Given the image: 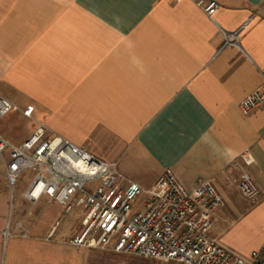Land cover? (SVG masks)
I'll use <instances>...</instances> for the list:
<instances>
[{"label":"crops","instance_id":"1","mask_svg":"<svg viewBox=\"0 0 264 264\" xmlns=\"http://www.w3.org/2000/svg\"><path fill=\"white\" fill-rule=\"evenodd\" d=\"M208 1L211 16L193 0H0V96L17 107L1 117L24 131L0 136L18 145L41 122L144 190L167 170L185 189L212 179L236 213L244 170L264 203V105L239 108L264 77V0ZM7 185L2 162L0 264L127 255L67 243L80 223L40 221L42 196L10 226Z\"/></svg>","mask_w":264,"mask_h":264},{"label":"built area","instance_id":"2","mask_svg":"<svg viewBox=\"0 0 264 264\" xmlns=\"http://www.w3.org/2000/svg\"><path fill=\"white\" fill-rule=\"evenodd\" d=\"M193 1L208 16L217 7L214 1ZM237 34L231 33L229 42L236 43ZM261 105L264 77L239 108L248 113ZM16 109L0 96V116ZM0 157L11 189L21 171H33L23 192L26 201L47 196L62 204L65 213L80 210V228L65 240L77 249L111 250L182 264H264V241L243 258L211 237L213 212L223 205L212 179L197 177L194 186L185 189L167 170L144 190L134 181H125L115 162L97 159L82 146L50 133L41 122L18 145L0 136ZM237 187L246 198L258 195L244 170Z\"/></svg>","mask_w":264,"mask_h":264},{"label":"rangeland","instance_id":"3","mask_svg":"<svg viewBox=\"0 0 264 264\" xmlns=\"http://www.w3.org/2000/svg\"><path fill=\"white\" fill-rule=\"evenodd\" d=\"M6 118L7 116H0V132H10V135L20 136L24 132L23 129L9 123ZM35 126L36 123L34 122V128ZM0 168H2L1 160ZM33 175L31 169H24L18 175L12 189L7 185L10 226H12L16 214L28 206V202L23 198V192L31 182ZM231 199L237 213L227 203L221 206L215 212L217 217L212 220L211 232L226 242L233 253L247 257L249 252L259 247L261 241L264 240V203L259 201L258 196L251 199L242 196L238 189L232 190ZM138 200L140 199L138 198ZM37 207H40L43 212L40 221H43L45 217L52 219V223L57 220L59 231L80 223V210L73 209L70 213H65L62 204L49 200L47 196L40 198ZM57 233L58 231L56 235ZM119 257L117 264H182L173 261L162 262L143 259L134 255L120 254Z\"/></svg>","mask_w":264,"mask_h":264}]
</instances>
